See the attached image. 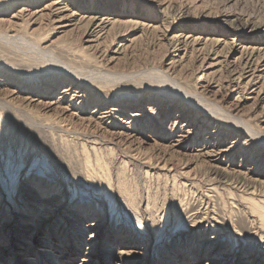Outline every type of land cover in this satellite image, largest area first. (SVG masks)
I'll return each instance as SVG.
<instances>
[{
    "label": "rangeland",
    "instance_id": "rangeland-1",
    "mask_svg": "<svg viewBox=\"0 0 264 264\" xmlns=\"http://www.w3.org/2000/svg\"><path fill=\"white\" fill-rule=\"evenodd\" d=\"M250 198L264 0H0V264H264Z\"/></svg>",
    "mask_w": 264,
    "mask_h": 264
},
{
    "label": "bare ground",
    "instance_id": "bare-ground-1",
    "mask_svg": "<svg viewBox=\"0 0 264 264\" xmlns=\"http://www.w3.org/2000/svg\"><path fill=\"white\" fill-rule=\"evenodd\" d=\"M55 4H57V5H63L64 2L63 1H59V2H55ZM57 11L58 12H62L63 11V8H58ZM104 22L107 23V24L110 23V22H106V21H104ZM245 74L246 75L252 74L251 76L253 77L255 74H258L259 75V71L258 70L255 71L252 68V65L246 64V66H245ZM243 75H244V73L241 76H243ZM62 81H65V80L63 78H61V80L54 79V80H51V81H47L45 83V85H44L45 87L50 88L49 90H47L48 91L47 94L48 93L51 94L52 93V88L55 87L56 85H60ZM72 83L73 84L71 86H69L68 88H65L63 90V97L62 96L60 97L59 94H53V95H50V97L48 96V98H49L48 101H46L44 103V105L47 106V109L48 110H51L53 108H58V109L62 110V112L64 114H66V115H70V116L75 117V118H80L82 116L83 111H78L79 106L77 104H75V103H73V104L72 103L71 104H67L68 102H67L66 99H67V97H70L72 93H74V96L76 98H82L83 96H85V94L84 95H81L83 93L81 90H79L78 88L76 89V87L78 86V84L77 83H74V82H72ZM205 89H207V87H205ZM202 108L204 109V112L206 111V113H207L208 111H210V113L212 114V110H211L212 109V105L210 106L208 104H204V106ZM103 110H100V109L96 108L93 114H96L98 112L102 113L101 116H100L101 119H105V118L109 117V113L108 112H105ZM180 112H183L184 113V109H181ZM221 112L222 111H215L212 114L213 118L216 117L217 115H222L223 116V114ZM134 114H130V117L129 118L135 119V118H138L139 117L138 115H134ZM197 116H198V119L197 120H200L201 117H205V115H203V116L197 115ZM94 117H96V116H91L90 115V118L88 120L89 121H94L95 120ZM137 120L138 119H135V120L129 119L128 122L126 121L125 124H126V126H128V128H126V130H131L130 127H129V125L131 124L132 121L134 122V121H137ZM82 121H84V120L82 119ZM183 127H187V126L185 125ZM183 127H177L179 129L176 128V131L182 130ZM122 129L123 128L119 129V132H121ZM123 130L125 131V132H121L123 135H130L131 136L134 133V132H132V133L128 134L127 131L125 130V128ZM245 130L250 134L249 136L254 135V133H256V132H253L250 129H248V127H245ZM208 135H211V133H209ZM130 136H127V137H130ZM201 152H204V153H200L199 154L201 156H208V157L211 156V154L209 152H207V148L206 149H203ZM165 166H166V164H165ZM171 171H172V168L169 169L168 172H171ZM182 176H183V174H182ZM249 202L251 203V206H252V208L254 210V213H256L258 215V217L260 218L261 225L264 227V200L257 201V200H255L253 198H250L249 199Z\"/></svg>",
    "mask_w": 264,
    "mask_h": 264
}]
</instances>
